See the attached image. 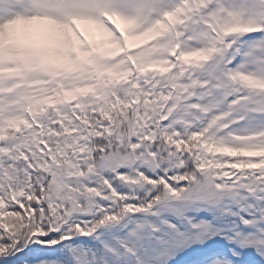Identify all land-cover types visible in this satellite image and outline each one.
<instances>
[{"label": "snow or ice", "instance_id": "obj_1", "mask_svg": "<svg viewBox=\"0 0 264 264\" xmlns=\"http://www.w3.org/2000/svg\"><path fill=\"white\" fill-rule=\"evenodd\" d=\"M0 264H264V0H0Z\"/></svg>", "mask_w": 264, "mask_h": 264}, {"label": "rangeland", "instance_id": "obj_2", "mask_svg": "<svg viewBox=\"0 0 264 264\" xmlns=\"http://www.w3.org/2000/svg\"><path fill=\"white\" fill-rule=\"evenodd\" d=\"M77 27L81 30V33L86 36L89 40L96 39L99 40L101 38L107 39L106 34H103L102 31L96 28L95 25H89L86 22H77ZM129 47L133 48L134 39L132 37H128Z\"/></svg>", "mask_w": 264, "mask_h": 264}]
</instances>
